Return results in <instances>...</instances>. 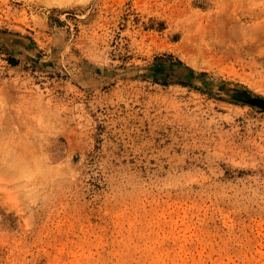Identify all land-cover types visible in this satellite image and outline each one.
Here are the masks:
<instances>
[{
  "label": "rangeland",
  "instance_id": "1",
  "mask_svg": "<svg viewBox=\"0 0 264 264\" xmlns=\"http://www.w3.org/2000/svg\"><path fill=\"white\" fill-rule=\"evenodd\" d=\"M0 264H264V0H0Z\"/></svg>",
  "mask_w": 264,
  "mask_h": 264
}]
</instances>
